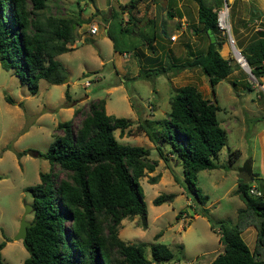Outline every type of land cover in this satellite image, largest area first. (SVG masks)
I'll use <instances>...</instances> for the list:
<instances>
[{"label":"rangeland","instance_id":"rangeland-1","mask_svg":"<svg viewBox=\"0 0 264 264\" xmlns=\"http://www.w3.org/2000/svg\"><path fill=\"white\" fill-rule=\"evenodd\" d=\"M125 1L128 0L47 1L45 12L80 22L73 45L71 43L74 47L56 55L64 67L65 82L51 83L39 78L37 90L32 93L11 69L0 65V241L4 240L0 254L3 264H22L27 255L22 240L13 236L18 230L24 203L32 201L27 187L39 181L40 171L49 168L46 158L30 155L28 150L45 151L53 134L60 133L55 127L58 121L71 119L72 125H77L90 99L103 98L106 113L130 119L131 124L122 134L118 128L113 130L116 139L147 147V158L156 161L153 170H145L138 177L146 206V226L141 225L140 216L135 214L123 217L117 230L125 241H144L146 256L149 242L159 241L173 252L172 259L163 264H207L222 247L218 220L233 221L237 208L243 205L235 187L241 176L240 167L245 162H249L252 173L247 181L264 192V94L252 86L249 75L231 49L233 45L239 50L238 46L255 32L251 33L246 24L238 31L237 17L232 15L234 4L228 2V33L233 41L229 42L226 31L217 30L218 37L223 39L220 49L223 44L226 46L223 54L232 64L223 78L211 86L208 76L198 66L167 71L151 79L132 78L139 64L159 66L165 61L182 60L203 51L207 38L196 19L197 0H137L133 12L140 21L134 30L137 33L139 27L148 35L153 31L154 38L149 44L137 43L135 54L130 50H114L113 41L105 31L108 24H105L112 20L109 33L119 46L126 48L120 33V19L123 23L126 12H118V5ZM243 1L247 14L260 11L259 0ZM112 10L118 12L117 19L110 16ZM181 13L186 15L184 19H179ZM145 19H151V23L143 27ZM91 24L97 26L94 33L88 30ZM171 34L175 35L174 39L170 38ZM125 39L127 42L141 40L130 35ZM185 83L194 84L203 96L215 100L216 117L225 130V141L217 155L219 165L200 169L191 177L199 191L207 195L203 203L191 198L186 191L181 165L167 151L168 143L158 142L162 154L169 157L164 160L143 129L146 125L153 130L158 128L156 119L166 115L169 96ZM4 96L11 97L12 101ZM139 123L142 126L137 127ZM234 149H238L239 154L229 163L227 153L230 151L232 156ZM152 175L156 180L150 182ZM161 192L175 195L169 201L154 204L152 197ZM188 204L194 212H181L177 217L176 213L187 209ZM203 207L209 219L202 213ZM31 216V210L24 214L26 220ZM210 222L216 231L209 227ZM155 232L160 233L156 238ZM240 234L252 249L254 226H247Z\"/></svg>","mask_w":264,"mask_h":264},{"label":"trees","instance_id":"trees-1","mask_svg":"<svg viewBox=\"0 0 264 264\" xmlns=\"http://www.w3.org/2000/svg\"><path fill=\"white\" fill-rule=\"evenodd\" d=\"M47 1L0 0V65L11 69L32 93L37 90L39 78L51 83L66 81L64 67L56 55L73 48L71 43L76 36L73 27L80 24L71 17L45 12ZM221 1L206 4L197 0L196 19L207 38L203 51L182 60L165 61L159 66L139 64L132 78L151 79L167 71L198 66L212 86L229 73L232 64L229 57L220 53L223 39L217 35L215 10ZM136 3L137 0H128L118 5L119 13L126 12L123 23L120 19V33L126 48L119 46L110 35L108 28L112 20L107 22L106 34L112 39L114 50H130L135 54L140 43L149 44L154 38L153 31L148 35L138 27L135 32L134 26L140 21L133 12ZM118 12L112 10L110 16L117 19ZM150 23L151 19H145L143 27ZM127 35L141 40L127 42ZM239 51L253 75L260 76L264 70L261 63L264 28L245 41ZM4 97L12 101L11 97ZM168 102L166 115L156 119L158 128L153 130L146 125L143 129L164 160L169 157L162 154L158 142L168 143L167 151L181 165L186 191L191 198L203 203L207 195L199 191L191 177L200 169L219 165L217 155L225 141V130L216 117L218 105L191 83L179 86ZM130 124V119L124 116L106 113L103 98L88 101L87 110L77 125L73 126L71 119L56 123L60 133L53 134L45 151L36 150V155L49 161V168L40 171L39 181L27 187L32 196L29 221L33 223L27 227L22 240L27 251L22 264H159L172 259V250L163 242H149L146 256L144 241L128 242L117 233L120 220L135 214L140 216L141 225L146 226V206L138 177L145 170H153L156 164L155 160L147 158V147L116 139L113 130L118 128L122 134ZM140 126L139 123L137 127ZM232 153V156L230 151L227 153L229 163L239 150L234 149ZM155 180L152 175L150 182ZM249 185L242 176L237 178L235 191L243 205L237 208L233 221L218 220L222 247L207 264H264V198L250 195ZM174 195V192H161L152 197V202L169 201ZM181 212L188 214L185 208L176 216ZM202 213L209 219L205 207ZM209 224L215 230L214 224ZM249 225L255 228L252 249L240 234ZM159 234L155 232L154 238ZM3 245L4 240H1L0 249ZM0 264H3L1 254Z\"/></svg>","mask_w":264,"mask_h":264},{"label":"built area","instance_id":"built-area-1","mask_svg":"<svg viewBox=\"0 0 264 264\" xmlns=\"http://www.w3.org/2000/svg\"><path fill=\"white\" fill-rule=\"evenodd\" d=\"M228 3L226 0H223L222 4L215 10L216 12V26L219 30L226 31L227 32V38L229 41H233L231 38V35L228 33V21H227V15H228ZM97 29V26L94 24L89 25L88 30L90 33H94ZM258 26H255V30H259ZM171 39L175 38L174 34L170 35ZM261 63L264 65V59L261 61ZM249 75V79L252 82V86L256 87L259 92H262L264 94V74H261L260 76L256 77L253 75V73H247ZM85 84L88 83V80L84 81ZM247 191L250 195L253 196H261L264 198V192H262L259 188H257L255 185L250 184L247 188ZM163 264V263H159Z\"/></svg>","mask_w":264,"mask_h":264},{"label":"crops","instance_id":"crops-1","mask_svg":"<svg viewBox=\"0 0 264 264\" xmlns=\"http://www.w3.org/2000/svg\"><path fill=\"white\" fill-rule=\"evenodd\" d=\"M226 2L227 3L228 2L229 3H232V5L234 4V12H233L232 15H234V16L237 17L236 24H237L238 31L241 30V28L243 27L244 24H246V25L249 26L248 29H249V31L251 33H254V32L256 33L257 32V30H255V26H258L259 28H261L259 30H262L264 28V8H263L264 7V0H259V3L260 4H258V5L260 6L259 7L260 8V11L258 13L254 11V12H252L250 14H247V12H246L247 11L246 4H244L245 1H243V0H226ZM229 3H228V6H229ZM135 16H138V15L135 14ZM185 16L186 15L184 13H181L179 19H184ZM106 25H107V23L105 24V26ZM105 31H106V27H105ZM72 45H73V43H72ZM240 46H238V47H240ZM225 47L226 46L223 44L222 45V48L220 49V53L224 57H226L223 54L224 51L226 50ZM74 117H75V115H74ZM249 173H250V177H249V179H250L251 176H252L250 166H249Z\"/></svg>","mask_w":264,"mask_h":264},{"label":"water","instance_id":"water-1","mask_svg":"<svg viewBox=\"0 0 264 264\" xmlns=\"http://www.w3.org/2000/svg\"><path fill=\"white\" fill-rule=\"evenodd\" d=\"M78 26V23H76L75 24V26L73 27V33H74V35H76V27ZM137 26H134V29L136 28ZM207 32H208V35H209V37H210V40H213L214 38H213V34H212V32L210 31V28H207ZM229 40V39H228ZM229 42H232L231 40L229 41ZM231 49H232V52H233V55L235 56L236 54V52H239V50L238 49H236L233 45H231ZM240 53V52H239ZM241 54V53H240ZM241 56L244 58V56L241 54ZM244 63L246 64V66H243V68L245 69V71L247 72V73H252L251 72V70H250V67H249V65H248V63L246 62V60H245V58H244ZM261 74H264V70H262L261 71ZM28 153L30 154V155H36L37 154V152L35 151V150H28ZM247 164V166H245ZM249 162H245L242 166H241V168H240V170H239V172H240V174H241V176L244 178V179H249V177H250V173H249ZM24 205H25V208H24V211H23V213H22V215L20 216V221H19V227H18V230H17V232L15 233V235L13 236V238H15V239H21V240H23L24 239V237H25V234H26V229H27V227L30 225V224H32L33 223V221H29V220H26L25 218H24V214L25 213H27V212H29L31 209H32V205L29 203H24ZM187 210H188V213L189 214H192L194 211H193V209H192V207H191V205H187Z\"/></svg>","mask_w":264,"mask_h":264},{"label":"bare ground","instance_id":"bare-ground-1","mask_svg":"<svg viewBox=\"0 0 264 264\" xmlns=\"http://www.w3.org/2000/svg\"><path fill=\"white\" fill-rule=\"evenodd\" d=\"M235 54H236L235 56H236L237 60L240 62V64L242 66H246V64L244 63V58L241 56V54L239 52H236Z\"/></svg>","mask_w":264,"mask_h":264},{"label":"flooded vegetation","instance_id":"flooded-vegetation-1","mask_svg":"<svg viewBox=\"0 0 264 264\" xmlns=\"http://www.w3.org/2000/svg\"><path fill=\"white\" fill-rule=\"evenodd\" d=\"M245 166H247V164H246ZM248 166H249V165H248Z\"/></svg>","mask_w":264,"mask_h":264}]
</instances>
